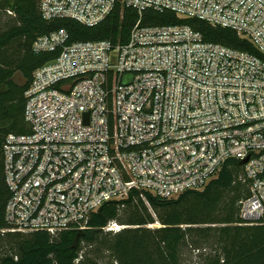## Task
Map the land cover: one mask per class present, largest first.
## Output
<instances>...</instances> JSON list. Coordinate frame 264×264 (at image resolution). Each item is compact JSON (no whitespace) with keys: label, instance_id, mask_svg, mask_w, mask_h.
<instances>
[{"label":"built area","instance_id":"obj_1","mask_svg":"<svg viewBox=\"0 0 264 264\" xmlns=\"http://www.w3.org/2000/svg\"><path fill=\"white\" fill-rule=\"evenodd\" d=\"M118 1L139 15L126 42H70L60 28L33 43L59 52L25 92L31 131L3 145L8 229H85L103 203L134 189L143 198L201 190L230 158L248 159L242 220L263 222L264 0H40V12L96 26ZM148 10L230 28L258 54L188 23L144 25Z\"/></svg>","mask_w":264,"mask_h":264},{"label":"trees","instance_id":"obj_2","mask_svg":"<svg viewBox=\"0 0 264 264\" xmlns=\"http://www.w3.org/2000/svg\"><path fill=\"white\" fill-rule=\"evenodd\" d=\"M138 17L133 8L118 1L100 24L87 26L73 19L45 20L40 0H0V264H186V250L197 258L203 256L201 264H264V221L248 225L240 216L250 184L244 164L236 158L228 159L201 190H187L173 198L146 192L143 198L134 189L124 199L107 201L89 216L85 229L56 234L8 229L5 212L11 192L5 178L3 145L8 134L31 131L25 119V92L35 69L59 52H36L34 41L65 28L70 42H126ZM142 23H188L206 40L258 54L234 30L198 18L148 10ZM17 72L24 83L15 80ZM157 221L160 226H149ZM112 223L122 226L107 229Z\"/></svg>","mask_w":264,"mask_h":264},{"label":"rangeland","instance_id":"obj_3","mask_svg":"<svg viewBox=\"0 0 264 264\" xmlns=\"http://www.w3.org/2000/svg\"><path fill=\"white\" fill-rule=\"evenodd\" d=\"M15 80L19 83H24L25 82V79L22 77L21 73L20 72H17L16 75H15ZM177 197V196H176ZM161 224L157 221L156 223H153V224H150L149 226L151 227H158L160 226ZM119 226H122V225H119ZM111 228H116L115 225H110L107 227V229H110ZM119 230V229H117ZM185 262L186 264H201L203 261H202V257H199L197 258V256H195L194 254H191V252L189 250H186L185 251Z\"/></svg>","mask_w":264,"mask_h":264},{"label":"water","instance_id":"obj_4","mask_svg":"<svg viewBox=\"0 0 264 264\" xmlns=\"http://www.w3.org/2000/svg\"><path fill=\"white\" fill-rule=\"evenodd\" d=\"M247 160H248V159H245V160H243V161H242V163H246V162H247Z\"/></svg>","mask_w":264,"mask_h":264}]
</instances>
